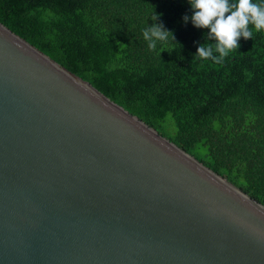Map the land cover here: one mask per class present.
Masks as SVG:
<instances>
[{
  "label": "water",
  "instance_id": "1",
  "mask_svg": "<svg viewBox=\"0 0 264 264\" xmlns=\"http://www.w3.org/2000/svg\"><path fill=\"white\" fill-rule=\"evenodd\" d=\"M0 264H264V205L0 22Z\"/></svg>",
  "mask_w": 264,
  "mask_h": 264
},
{
  "label": "trees",
  "instance_id": "2",
  "mask_svg": "<svg viewBox=\"0 0 264 264\" xmlns=\"http://www.w3.org/2000/svg\"><path fill=\"white\" fill-rule=\"evenodd\" d=\"M192 15L188 0H0L2 24L264 205V29L217 63L195 58L215 40ZM156 16L174 38L152 50Z\"/></svg>",
  "mask_w": 264,
  "mask_h": 264
},
{
  "label": "clouds",
  "instance_id": "3",
  "mask_svg": "<svg viewBox=\"0 0 264 264\" xmlns=\"http://www.w3.org/2000/svg\"><path fill=\"white\" fill-rule=\"evenodd\" d=\"M193 10L191 22L198 29L209 30V38L215 44L205 43L199 46L195 56L201 59H212L219 63L233 49H239V39H251L252 29H264V6L253 3V0H188ZM143 30V37L148 41L149 49L155 50L158 43L168 39L169 31L162 24L155 23ZM188 20V17H185ZM251 25V28H250ZM218 53L219 55H215Z\"/></svg>",
  "mask_w": 264,
  "mask_h": 264
}]
</instances>
